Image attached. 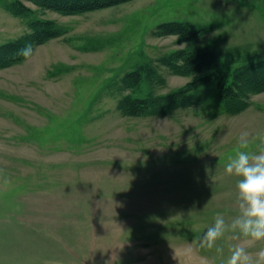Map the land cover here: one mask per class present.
Returning <instances> with one entry per match:
<instances>
[{
	"label": "rangeland",
	"instance_id": "374dc122",
	"mask_svg": "<svg viewBox=\"0 0 264 264\" xmlns=\"http://www.w3.org/2000/svg\"><path fill=\"white\" fill-rule=\"evenodd\" d=\"M13 1L0 0V45L35 19L61 35L0 69V264H224L233 245L264 247L230 232L198 246L217 214H238L224 166L241 132L264 129V92L238 113L214 83L169 115L119 109L188 83L164 63L179 50L213 53L209 70L225 74L264 59V0H129L76 15L24 0L25 17ZM170 22L197 35L159 32ZM140 66L129 90L123 78Z\"/></svg>",
	"mask_w": 264,
	"mask_h": 264
},
{
	"label": "trees",
	"instance_id": "16d2710c",
	"mask_svg": "<svg viewBox=\"0 0 264 264\" xmlns=\"http://www.w3.org/2000/svg\"><path fill=\"white\" fill-rule=\"evenodd\" d=\"M40 9L53 10L63 15H76L88 11L110 7L129 0H26ZM10 11L16 16H30L34 10L24 0H14L9 5ZM159 32L172 33L183 36V41H189L197 32L191 31L188 26L170 22L161 24ZM61 35L58 27L51 20L35 19L29 23V31L16 40L0 45V69L10 67L16 62L24 60L19 51L27 44H31L32 50L37 45L44 44L48 40ZM214 54L202 51L199 48L193 50H179L164 60L173 73L192 76L193 78L183 87L167 95L148 98H137L132 95L119 103V109L126 116H140L143 114L169 115L179 108L190 107L196 100L193 91L199 87L214 83L217 85V96L222 102L226 112L238 113L245 109L249 103L250 95L264 92V59L252 58L232 69L231 73L209 70L214 63ZM239 60L232 59V63ZM138 69L130 71L124 76V84L129 90L135 91V83L141 74ZM156 73L155 69L148 68V77ZM221 73V74H220ZM135 78V79H134ZM134 79V80H133ZM150 108V112L146 108Z\"/></svg>",
	"mask_w": 264,
	"mask_h": 264
},
{
	"label": "clouds",
	"instance_id": "9594fccd",
	"mask_svg": "<svg viewBox=\"0 0 264 264\" xmlns=\"http://www.w3.org/2000/svg\"><path fill=\"white\" fill-rule=\"evenodd\" d=\"M28 58L31 44L18 53ZM237 149L225 164V173L237 177L236 206L238 214L230 222L217 214L198 242L201 249H212L225 233H234V239L264 241V129L254 134L243 131L237 138ZM254 149V150H253ZM223 254V248L216 247ZM224 264H264V247L250 252L243 244L230 247Z\"/></svg>",
	"mask_w": 264,
	"mask_h": 264
}]
</instances>
